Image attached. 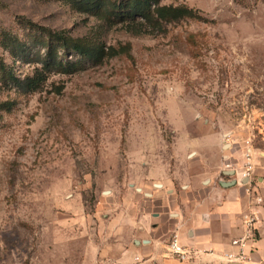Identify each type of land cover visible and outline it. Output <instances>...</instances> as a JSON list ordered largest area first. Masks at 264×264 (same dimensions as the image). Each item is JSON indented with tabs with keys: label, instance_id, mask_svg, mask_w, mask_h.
Masks as SVG:
<instances>
[{
	"label": "rangeland",
	"instance_id": "374dc122",
	"mask_svg": "<svg viewBox=\"0 0 264 264\" xmlns=\"http://www.w3.org/2000/svg\"><path fill=\"white\" fill-rule=\"evenodd\" d=\"M162 3L205 19L135 33L57 0H0V30L23 34L27 17L113 53L62 54L75 65L61 71L0 47L19 76L44 78L29 92L0 84V264H176L166 244L142 254L143 218L236 167V139L264 149V0Z\"/></svg>",
	"mask_w": 264,
	"mask_h": 264
},
{
	"label": "crops",
	"instance_id": "0c3cea01",
	"mask_svg": "<svg viewBox=\"0 0 264 264\" xmlns=\"http://www.w3.org/2000/svg\"><path fill=\"white\" fill-rule=\"evenodd\" d=\"M236 140L229 143V153L234 154L232 161L236 164L234 169L241 163L239 157L243 152V145ZM255 148L261 150L257 146ZM255 163L257 191L264 197V158L257 157ZM223 171L207 175L208 180L193 183L179 194L171 190L168 194L171 199L164 200L167 209L143 218L139 239L143 246L142 254L147 258L159 257L162 247L177 232L181 242L198 249L199 255L190 262H180L171 256L168 261L176 264H224L223 252L234 249L230 242L242 236L243 217L255 205L243 184L226 186L224 180L232 177H223ZM255 246L251 264H264V203Z\"/></svg>",
	"mask_w": 264,
	"mask_h": 264
},
{
	"label": "trees",
	"instance_id": "16d2710c",
	"mask_svg": "<svg viewBox=\"0 0 264 264\" xmlns=\"http://www.w3.org/2000/svg\"><path fill=\"white\" fill-rule=\"evenodd\" d=\"M83 13H93L108 20L114 19L127 25L135 33L147 32L148 28L159 29L164 22L183 18L204 20L194 8L187 5L163 4L162 0H57ZM21 29L0 30V47L9 53L11 62L31 58L32 62L42 63L43 68L56 67L65 71L72 60H64L67 53L78 55L88 61L102 60L113 55L112 48L106 47L98 39L88 36H74L66 29H52L33 21L21 18ZM35 53L32 54V50ZM63 54V55H62ZM31 55V56H30ZM42 69L36 68L33 76L22 78L7 58L0 57V84L16 87L21 92L38 89L43 83Z\"/></svg>",
	"mask_w": 264,
	"mask_h": 264
},
{
	"label": "built area",
	"instance_id": "2783aa9c",
	"mask_svg": "<svg viewBox=\"0 0 264 264\" xmlns=\"http://www.w3.org/2000/svg\"><path fill=\"white\" fill-rule=\"evenodd\" d=\"M264 158V149L257 151L254 146L253 137H248L244 141L242 152V165L237 169L228 164L224 171H236L238 183L245 186L246 191L252 198V204L255 205L249 213L245 214L242 220L243 234L240 237L231 240L230 244L234 249L224 251L222 256L224 264H251L253 253L256 250L258 238L259 223L261 222V207L264 203V197L258 193V183L255 178V159ZM226 176L225 174H221ZM167 250L171 257L180 262H190L197 259L199 251L196 248L185 245L181 242L177 232H174L168 242Z\"/></svg>",
	"mask_w": 264,
	"mask_h": 264
},
{
	"label": "water",
	"instance_id": "95a60500",
	"mask_svg": "<svg viewBox=\"0 0 264 264\" xmlns=\"http://www.w3.org/2000/svg\"><path fill=\"white\" fill-rule=\"evenodd\" d=\"M226 145H228V144H226ZM222 174H225L227 176L232 177V179H230V180H224L227 183L226 186H233L236 183H238L237 182V179L235 177L236 176V171L235 170H231L230 172L223 171ZM155 186L161 188V187H163V184H161V183H155ZM137 190L141 191L142 189L140 187H137ZM144 194L147 195V196H152V193L151 192H144ZM136 243L139 244L140 243L139 240H136Z\"/></svg>",
	"mask_w": 264,
	"mask_h": 264
},
{
	"label": "flooded vegetation",
	"instance_id": "af4514ba",
	"mask_svg": "<svg viewBox=\"0 0 264 264\" xmlns=\"http://www.w3.org/2000/svg\"><path fill=\"white\" fill-rule=\"evenodd\" d=\"M226 178H228V177H226Z\"/></svg>",
	"mask_w": 264,
	"mask_h": 264
}]
</instances>
